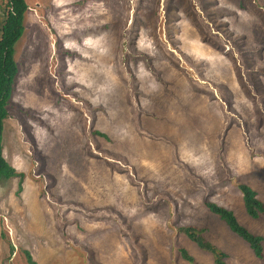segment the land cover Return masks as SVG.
Here are the masks:
<instances>
[{
  "label": "rangeland",
  "instance_id": "obj_1",
  "mask_svg": "<svg viewBox=\"0 0 264 264\" xmlns=\"http://www.w3.org/2000/svg\"><path fill=\"white\" fill-rule=\"evenodd\" d=\"M25 3L0 264H214L185 227L225 264H264V213L237 188L264 204V0ZM205 202L261 236L262 258Z\"/></svg>",
  "mask_w": 264,
  "mask_h": 264
},
{
  "label": "trees",
  "instance_id": "obj_2",
  "mask_svg": "<svg viewBox=\"0 0 264 264\" xmlns=\"http://www.w3.org/2000/svg\"><path fill=\"white\" fill-rule=\"evenodd\" d=\"M26 11L27 5L25 0H9L8 11L0 25V179L18 177L19 182L22 179V174L15 172L6 162L2 154L1 143L3 122L7 118V106L10 100L14 79L17 74V64L15 60H13L15 53L14 47L22 36L24 30L23 18ZM237 188L241 193L246 215L252 219H258L260 215L264 213V204L257 198V193L243 183H238ZM204 205L210 213L217 216L219 220L226 225L230 233L236 235L248 245L256 258H262L263 238L261 236L249 233L247 229L237 221L232 211L211 202H205ZM182 232L183 235L192 241L200 250L210 254L214 264H225L224 258L226 254L207 242L203 236H201V230L194 227H185L182 228ZM182 253L185 259L192 261L185 252ZM25 255L28 264H35L27 252Z\"/></svg>",
  "mask_w": 264,
  "mask_h": 264
}]
</instances>
